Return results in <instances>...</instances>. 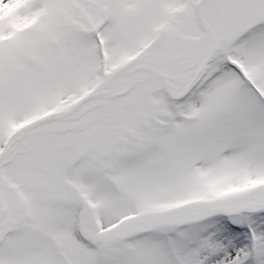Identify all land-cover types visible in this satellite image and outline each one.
<instances>
[{"label": "snow or ice", "instance_id": "6c2138e0", "mask_svg": "<svg viewBox=\"0 0 264 264\" xmlns=\"http://www.w3.org/2000/svg\"><path fill=\"white\" fill-rule=\"evenodd\" d=\"M0 264H264V0H0Z\"/></svg>", "mask_w": 264, "mask_h": 264}]
</instances>
